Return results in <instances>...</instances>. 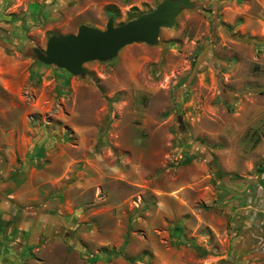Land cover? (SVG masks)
<instances>
[{"label":"rangeland","instance_id":"374dc122","mask_svg":"<svg viewBox=\"0 0 264 264\" xmlns=\"http://www.w3.org/2000/svg\"><path fill=\"white\" fill-rule=\"evenodd\" d=\"M159 1L0 0L1 177L46 218L0 264H264V0H191L80 75L31 51Z\"/></svg>","mask_w":264,"mask_h":264},{"label":"water","instance_id":"95a60500","mask_svg":"<svg viewBox=\"0 0 264 264\" xmlns=\"http://www.w3.org/2000/svg\"><path fill=\"white\" fill-rule=\"evenodd\" d=\"M191 7V0H160L150 11L122 24L114 25L112 18L107 19L104 29L80 24L76 33L52 34L43 50L32 47L31 51L40 63L80 75L83 63L110 60L128 44H155L159 30L172 27L180 11Z\"/></svg>","mask_w":264,"mask_h":264},{"label":"crops","instance_id":"0c3cea01","mask_svg":"<svg viewBox=\"0 0 264 264\" xmlns=\"http://www.w3.org/2000/svg\"><path fill=\"white\" fill-rule=\"evenodd\" d=\"M1 171L0 168V252L3 253L2 259H6L12 254L10 247L6 245H18L17 242L24 241L28 242L27 245H33L37 240L39 227L42 225L44 228L46 225V218L40 222L38 212L23 211L19 206H15L7 184L2 181ZM29 247L27 246L24 251L27 252L28 249L31 251L32 249ZM18 250H22V246H19Z\"/></svg>","mask_w":264,"mask_h":264},{"label":"built area","instance_id":"2783aa9c","mask_svg":"<svg viewBox=\"0 0 264 264\" xmlns=\"http://www.w3.org/2000/svg\"><path fill=\"white\" fill-rule=\"evenodd\" d=\"M260 179H261V180H264V171H262V172L260 173Z\"/></svg>","mask_w":264,"mask_h":264},{"label":"trees","instance_id":"16d2710c","mask_svg":"<svg viewBox=\"0 0 264 264\" xmlns=\"http://www.w3.org/2000/svg\"><path fill=\"white\" fill-rule=\"evenodd\" d=\"M136 16H137V15H136ZM136 16H134V17H131V18L127 19V20H130V19H132V18H135ZM127 20H126V21H127Z\"/></svg>","mask_w":264,"mask_h":264}]
</instances>
